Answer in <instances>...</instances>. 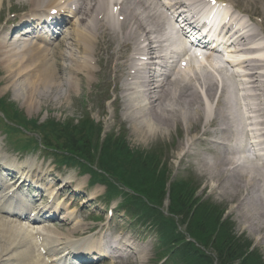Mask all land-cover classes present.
Segmentation results:
<instances>
[{"label": "bare ground", "instance_id": "obj_1", "mask_svg": "<svg viewBox=\"0 0 264 264\" xmlns=\"http://www.w3.org/2000/svg\"><path fill=\"white\" fill-rule=\"evenodd\" d=\"M181 1L166 0V5H163L161 0H22L38 8V18L43 16L42 12L49 14L51 11L64 14L66 19L61 26L58 24L56 43L49 51L42 48L44 46L41 42L28 37L25 33L27 29L22 30V24L16 25L15 29L22 27L18 29L19 34L17 33L14 43L7 41L6 36H0V72L4 74L3 82L7 83L1 92L10 89L15 99H20L29 107L40 106L42 100L49 103L66 101L73 89L76 91L80 88L84 78L89 82V76L94 73L89 61L90 55L96 57L97 62L107 56L117 92L114 102L120 110L119 118L115 119L121 126L126 123L132 136L141 140L172 136L176 127L183 128L184 132L176 136H183L182 148L176 155L178 160L184 158L190 146H207L209 142L215 143V153L220 158L222 154L232 150H241L242 146L246 148L247 139L250 138V130L246 127L255 126L254 135L261 140L264 149V46H256L264 41V0H222L243 12L236 14L237 18L231 17L229 23L238 24L234 30L229 27V31H233L229 36V47H234L233 52H236L233 54L257 56L234 65L244 72L243 84L236 79L235 73L230 76L225 74L227 66H230L228 62L223 66L215 64L213 58L216 51L201 55L198 59L193 56L183 69L167 67L165 55L170 41L166 38L164 29L170 18L165 10L167 6L178 8ZM1 2L2 0L0 4ZM43 3L44 7L40 6ZM115 7L119 17L111 13ZM120 16H123L121 21L117 19ZM245 16L255 22L247 23L243 19ZM254 16L258 18L255 19ZM29 18L36 17L31 15ZM57 18L56 21L59 22ZM241 19L245 23H237ZM66 24H70L71 29L65 28ZM15 29L4 27L2 30L5 35H9ZM33 37L43 41L48 38L42 34H35ZM18 41L21 42L17 43ZM43 44L49 43L45 41ZM249 44L254 46L249 48ZM50 55L52 64L48 61ZM136 55H142L143 62L138 64ZM63 61L69 64L64 66ZM193 64L198 66L194 67ZM58 71L67 72L68 76L61 77L57 82ZM2 85L0 82V86ZM246 111L248 115L245 114ZM205 163V174L216 177L215 184L211 186L212 191L218 190L216 193L225 199L232 197L235 204L228 212L238 207L239 216L247 221L248 229L253 233L258 231L260 240L263 236L260 241L263 246V161L257 158L254 165H250L247 159L238 163L230 157L218 159L215 164L212 161ZM40 185L44 187L45 195L47 188L44 184ZM2 188L0 211L13 212L15 208L11 201L15 202L19 196L16 198L14 195L7 203L2 204L10 191V185L6 186L5 182H1L0 189ZM48 196L56 200V194ZM51 208L50 204H44L37 209V213L41 214L45 209ZM50 211L54 212L53 216L58 212L54 207ZM64 219L67 226L64 236L54 234L48 227L41 231L12 224L14 220L0 221V262L6 260L7 263L15 264L32 258L29 264H58L64 256V250L72 249L77 250V253L82 250L95 251L97 256L102 257L104 248L101 244L110 250L107 254L110 261L116 256L111 255L112 252L124 250L130 255L135 253L130 242L123 243L117 236L107 239L104 235H99L97 239L93 237L94 241L91 242L70 241L69 236L83 234L91 228L68 213L64 214ZM260 242L256 244L259 245ZM36 243L46 259L37 257L40 256L37 251V256L35 255ZM136 252L140 251L136 248ZM122 256L117 255V258ZM139 258L143 259V255Z\"/></svg>", "mask_w": 264, "mask_h": 264}, {"label": "rangeland", "instance_id": "obj_2", "mask_svg": "<svg viewBox=\"0 0 264 264\" xmlns=\"http://www.w3.org/2000/svg\"><path fill=\"white\" fill-rule=\"evenodd\" d=\"M7 3H3L1 14L5 15L7 13ZM25 10H29L28 6L24 7ZM21 12V11H20ZM0 14V15H1ZM52 46V45H51ZM93 69L95 71L89 78V82L85 79L83 83H81L80 88H77L75 91L73 89L72 95L70 97H66V101L63 102H55L49 103L45 101H41L40 106L29 107L25 105L20 99H15L13 93L10 89H7L5 92H1L6 82H3L4 74L0 73V82L3 83L0 86V93L5 94L11 103L15 104L18 109L27 114V116H37L35 118H39V120H44L46 118H53L56 120H79L80 126H73V128H77L72 132L74 138L77 139V145L79 142L82 143L81 149H77L73 146V139L68 136L67 131L61 132L58 134V138L64 143L65 146H69V150L67 148L61 151L66 160V166L62 168L61 166H56L54 163H51L50 160H43V153L36 151L26 156L23 154L19 161L26 160L27 157L37 159L38 162L42 164V166H46V170H50L55 168L58 170L57 173H54L53 177H66L70 180L75 181L76 183L81 181L80 187L82 191H77L79 187H70L68 190H65L64 194L68 197V201H71L75 198L77 201L74 210L79 212L82 211V214L85 216H89L91 211L94 210L93 214L103 215L105 225H109L110 232H113L116 228L121 227V230H118L117 236L121 234V237L125 239H129L127 242H130L132 245H135L136 248H143L146 250L145 258L142 262L139 260V255L126 258L117 259V264H155L158 256H161V253L167 248L168 241L173 236H169L173 229L167 226L169 222L174 223L176 225V230L178 232H183L182 236L184 237H193L196 236L198 239L193 240L194 245H192V250L200 251L205 255L212 257L215 260V256L221 260L220 264H230L229 261H223L221 253L224 248H232L230 244L232 240L237 241L231 237L240 235V239H247L248 241L253 242V246L257 249H253L252 253L247 252L244 248L239 252L248 253L249 257L245 260L244 263L241 264H264V245H261L262 239L260 240V233L258 231L251 232L248 228V223L245 221L240 215L239 208H233L231 212L230 207L235 204L232 197L225 199L222 196L213 192L211 190V186L215 184L216 177H210L205 174V169L207 168L205 161H212L215 164V161L218 159H226L231 157L229 154H222L219 158L215 153L216 146L210 143L207 146L205 145H192L189 147L187 154L181 160H178L176 155L180 152V149L183 145V136L176 137L177 135H181L184 130L175 128V134L170 136L166 135L163 137L156 138H148L146 140L138 139L132 134H130L128 130L127 124H123L120 128L119 121H116L115 117L119 118L120 110L116 106V104H112L113 96H116L115 86H114V74L110 71L111 64L107 58V56L102 57L97 63L92 58ZM51 63V61H49ZM65 65L68 62H64ZM96 70L102 71V73L96 72ZM98 84V85H97ZM106 92V96L103 95ZM80 96L87 100L88 104H79ZM111 96V97H107ZM1 97V95H0ZM104 98H109V101L103 102ZM102 102V103H101ZM90 107V113L94 120L87 118L83 115L84 109ZM92 110V111H91ZM101 125L102 132L104 131L105 135L110 138L109 149L107 148L101 155L99 153V149L101 145L95 146L92 149L91 143H93V138L97 134L96 127ZM125 129V131L123 129ZM99 129V128H98ZM15 139H20L21 141L25 140V138L21 134H17L13 136ZM2 137H0V140ZM5 142V140H4ZM161 143V144H160ZM169 146V151L166 149ZM114 148L116 151H111ZM166 149V150H165ZM165 150V164L166 169L164 171V178H160L156 180H152L153 182H158L162 185V192L158 197V203L146 199L141 191H148V187L143 180L139 183L140 193H137L134 196H130L126 200L128 203L126 205L133 206L134 208V216H139V211L145 209L144 206H149L152 204V210L147 211V216L152 218L153 221H156L159 224L165 234V238H160V242L156 243V236L153 234V230L147 225H134L131 223L126 216H124L121 212H118L115 207V202L107 208L104 206L102 201L104 191H110L112 193V197L119 196L117 191L120 189L117 181V171L124 172L123 177L124 181L131 182L135 177L132 175L145 173L147 171L146 168L148 165L160 166L158 164V160L162 155V152ZM13 153L12 151H10ZM123 154V155H116ZM119 160L115 165L120 166L118 169L114 165V158ZM163 157V156H162ZM236 159L241 162L245 160L244 156L240 154H235ZM43 160V161H42ZM144 161L147 162L144 163ZM156 161V162H155ZM141 163V164H140ZM99 165V167H98ZM114 165V166H113ZM143 165V166H142ZM112 166V167H111ZM169 166V168H167ZM242 167V166H241ZM241 167H237L238 169ZM173 170V175L186 177L187 175L192 173L196 176L200 182L201 186L196 192V195L191 194L193 190L189 191V187H197L199 183L194 181H189V183H179L180 181H173V188L171 191V197L169 198L171 205L174 208L176 213H182L184 211L183 217L186 220V223L178 225V218L171 217L165 214L166 211V196L165 193L167 191V178ZM88 181L93 182V186L88 185ZM105 185V188L104 186ZM96 191V192H95ZM79 193V194H78ZM91 193H96L97 199L90 201L84 207L81 208L79 204V200L82 197H88ZM156 193V192H155ZM129 193L126 192V195ZM156 194H159L158 192ZM99 195V196H98ZM123 192L121 197L126 196ZM134 197V198H132ZM134 199H140L143 203L142 206L132 205L134 204ZM201 200L203 203H201ZM193 201V203H190ZM195 203H201L200 205L189 207V205H193ZM227 206V207H226ZM184 207V209H183ZM224 208L228 212L227 216L229 218L220 219V213L222 214V210ZM73 210V209H70ZM91 210V211H90ZM135 210H138L136 212ZM190 210H193V214H190ZM110 212V214H109ZM112 213V216H110ZM168 213V212H167ZM216 214V215H215ZM128 215H130L128 213ZM110 218V219H109ZM189 218V219H188ZM171 219H173L171 221ZM140 222V221H139ZM185 226V229L183 228ZM51 228L55 230L57 233H63L64 230L59 229L58 225L51 224ZM233 231V233L231 232ZM185 232V233H184ZM256 242H260L259 245ZM234 245V244H233ZM160 246V247H159ZM234 247H236L234 245ZM123 248H125L123 246ZM159 248L162 252H159ZM31 251V250H29ZM32 252V251H31ZM33 253V252H32ZM36 255V253H35ZM32 258H26L20 263L15 264H29ZM224 259V258H223ZM225 260V259H224ZM184 264H195V258H192L191 255H187ZM5 262H2V264ZM170 264H180L178 261H172Z\"/></svg>", "mask_w": 264, "mask_h": 264}, {"label": "trees", "instance_id": "obj_3", "mask_svg": "<svg viewBox=\"0 0 264 264\" xmlns=\"http://www.w3.org/2000/svg\"><path fill=\"white\" fill-rule=\"evenodd\" d=\"M88 143L90 144V142H88ZM233 244L236 247H234ZM230 246L232 248H228V245H227V247L224 248L223 252L221 253L222 259L224 258L225 260L229 261L230 264L244 263L245 260L247 259V257H245L244 254H241L239 252L240 247L237 244H235V241H233V240H232V243L230 244ZM182 252H183V254H189V252H190L189 246L183 245L182 246ZM182 252H180V256L182 255ZM196 257H197V263L198 264H210L209 262H207L208 261L207 258L202 257L201 255H196ZM243 257H245V258H243Z\"/></svg>", "mask_w": 264, "mask_h": 264}]
</instances>
